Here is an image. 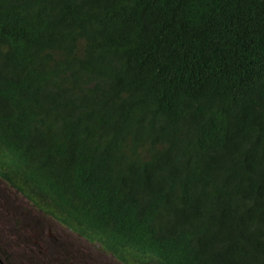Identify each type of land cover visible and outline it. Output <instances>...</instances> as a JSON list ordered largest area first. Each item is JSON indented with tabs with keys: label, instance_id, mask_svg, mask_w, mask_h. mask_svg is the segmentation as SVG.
Segmentation results:
<instances>
[{
	"label": "trees",
	"instance_id": "1",
	"mask_svg": "<svg viewBox=\"0 0 264 264\" xmlns=\"http://www.w3.org/2000/svg\"><path fill=\"white\" fill-rule=\"evenodd\" d=\"M0 199L70 263L264 264V0H0Z\"/></svg>",
	"mask_w": 264,
	"mask_h": 264
},
{
	"label": "rangeland",
	"instance_id": "2",
	"mask_svg": "<svg viewBox=\"0 0 264 264\" xmlns=\"http://www.w3.org/2000/svg\"><path fill=\"white\" fill-rule=\"evenodd\" d=\"M9 206V203L8 205L3 204V200L0 199V239H3L0 242L7 253L17 251L23 257V260H27L29 264H86L84 259L87 253L93 252L97 258H105L104 260H107L110 264H123L99 251L96 246L94 248L82 241V244L73 250L71 263L69 259L67 262L62 252L52 244L51 239L53 237L58 238L53 229L45 227V223L39 221L33 215L28 218L29 222L27 224L17 225V217L15 213L9 211ZM52 224L57 226L55 222ZM68 238L75 240L65 232L63 235L64 243H71ZM96 257H92L89 264H100ZM18 261H16V264H19Z\"/></svg>",
	"mask_w": 264,
	"mask_h": 264
}]
</instances>
